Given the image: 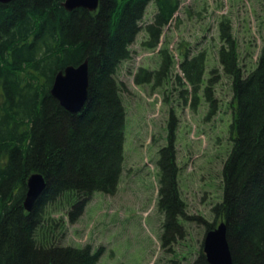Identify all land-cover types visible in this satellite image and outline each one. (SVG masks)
Returning <instances> with one entry per match:
<instances>
[{
    "label": "trees",
    "instance_id": "trees-1",
    "mask_svg": "<svg viewBox=\"0 0 264 264\" xmlns=\"http://www.w3.org/2000/svg\"><path fill=\"white\" fill-rule=\"evenodd\" d=\"M63 1L0 3V264H96L99 251L89 245L61 244L66 224L76 222L92 193H115L125 138L116 71L130 57L147 4L155 7L147 26L150 46H156L179 5L177 0H99L96 11H67ZM219 32L218 60L230 80L231 144L221 169V199L211 207L215 219L205 223V231L223 221L232 263L264 264V45L245 73L228 21H221ZM85 59L87 99L71 113L49 91L58 71ZM200 60L201 54L192 61L184 56L179 64L193 89ZM205 95L212 106L208 117L215 108L211 85ZM156 164L160 245L167 248L184 238L181 221L187 218L171 135ZM32 173L43 176L45 188L26 211V180ZM188 264H209L202 247Z\"/></svg>",
    "mask_w": 264,
    "mask_h": 264
},
{
    "label": "rangeland",
    "instance_id": "rangeland-1",
    "mask_svg": "<svg viewBox=\"0 0 264 264\" xmlns=\"http://www.w3.org/2000/svg\"><path fill=\"white\" fill-rule=\"evenodd\" d=\"M177 1L178 9L155 47L146 29L155 7L147 4L130 57L116 71L125 108L117 189L113 195L92 193L76 222L66 224L61 244L89 245L93 253L99 251L96 264H188L202 245L205 223L215 219L211 207L221 199L232 110L230 80L222 75L217 57L223 44L220 23L229 22L241 70L248 72L264 45V0ZM200 54V80L193 90L179 63L183 55L192 61ZM213 82L215 108L207 117L212 106L204 89ZM168 135L187 218L181 221L184 238L161 248L156 163Z\"/></svg>",
    "mask_w": 264,
    "mask_h": 264
},
{
    "label": "water",
    "instance_id": "water-1",
    "mask_svg": "<svg viewBox=\"0 0 264 264\" xmlns=\"http://www.w3.org/2000/svg\"><path fill=\"white\" fill-rule=\"evenodd\" d=\"M12 0H0L7 3ZM99 0H64L62 6L71 11L75 8H84L95 11ZM50 95L66 111L76 113L84 106L88 95V66L85 59L77 66L67 65L58 71L52 81ZM45 188V181L40 173H32L26 180V193L23 207L30 211ZM202 251L209 264H233L231 252L226 238L225 223L219 222L205 232L202 240Z\"/></svg>",
    "mask_w": 264,
    "mask_h": 264
}]
</instances>
